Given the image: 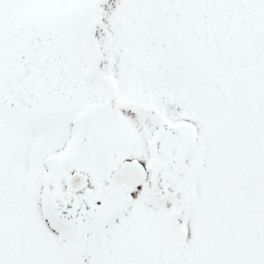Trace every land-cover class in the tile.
I'll return each instance as SVG.
<instances>
[{
  "label": "snow or ice",
  "instance_id": "1",
  "mask_svg": "<svg viewBox=\"0 0 264 264\" xmlns=\"http://www.w3.org/2000/svg\"><path fill=\"white\" fill-rule=\"evenodd\" d=\"M0 264H264V0H0Z\"/></svg>",
  "mask_w": 264,
  "mask_h": 264
}]
</instances>
